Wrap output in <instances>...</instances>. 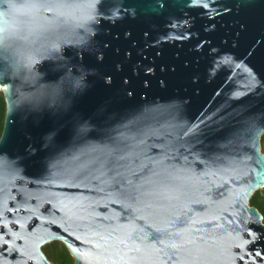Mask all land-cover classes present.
I'll return each instance as SVG.
<instances>
[{"label": "water", "instance_id": "water-1", "mask_svg": "<svg viewBox=\"0 0 264 264\" xmlns=\"http://www.w3.org/2000/svg\"><path fill=\"white\" fill-rule=\"evenodd\" d=\"M0 264H264V0H0Z\"/></svg>", "mask_w": 264, "mask_h": 264}, {"label": "trees", "instance_id": "trees-1", "mask_svg": "<svg viewBox=\"0 0 264 264\" xmlns=\"http://www.w3.org/2000/svg\"><path fill=\"white\" fill-rule=\"evenodd\" d=\"M7 113V105L4 94L0 91V138L3 134L5 120ZM262 145L264 148V136L262 138ZM251 205L255 206L264 216V191H256L251 198ZM264 221V220H263ZM43 251L46 256L53 262L57 264H73L74 258L69 253L67 247L63 243H53L48 246L43 247Z\"/></svg>", "mask_w": 264, "mask_h": 264}, {"label": "rangeland", "instance_id": "rangeland-1", "mask_svg": "<svg viewBox=\"0 0 264 264\" xmlns=\"http://www.w3.org/2000/svg\"><path fill=\"white\" fill-rule=\"evenodd\" d=\"M264 191V188H262V189H260V192H263ZM62 243V242H60V241H53V242H51V243H48L47 245H45V246H48V245H50V244H53V243ZM44 246V247H45Z\"/></svg>", "mask_w": 264, "mask_h": 264}, {"label": "snow or ice", "instance_id": "snow-or-ice-1", "mask_svg": "<svg viewBox=\"0 0 264 264\" xmlns=\"http://www.w3.org/2000/svg\"><path fill=\"white\" fill-rule=\"evenodd\" d=\"M161 3H163V0H160Z\"/></svg>", "mask_w": 264, "mask_h": 264}]
</instances>
